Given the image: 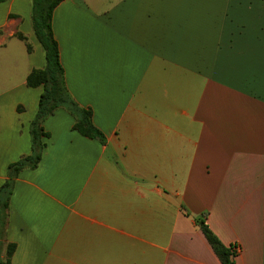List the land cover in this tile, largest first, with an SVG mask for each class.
<instances>
[{
  "label": "crops",
  "instance_id": "1",
  "mask_svg": "<svg viewBox=\"0 0 264 264\" xmlns=\"http://www.w3.org/2000/svg\"><path fill=\"white\" fill-rule=\"evenodd\" d=\"M31 8L0 2V185L42 92L26 84L44 66ZM51 24L105 143L63 107L44 119L0 258L13 243L11 264H222L204 220L239 244L233 264H264V0H61Z\"/></svg>",
  "mask_w": 264,
  "mask_h": 264
},
{
  "label": "trees",
  "instance_id": "2",
  "mask_svg": "<svg viewBox=\"0 0 264 264\" xmlns=\"http://www.w3.org/2000/svg\"><path fill=\"white\" fill-rule=\"evenodd\" d=\"M3 1L5 0H0V2ZM60 1L31 0L32 29L44 53V66L32 69L26 77V84L30 87L42 86V92L39 96L37 111L29 124L31 152L8 164L7 178L0 185V245L15 178L24 168H35L38 165L45 146L44 138L49 136V133L42 126V122L46 117L53 114L57 108L63 107L75 117L74 130L81 135L96 138L101 143H105L104 134L92 122L91 110L79 106L68 92L65 84L58 44L54 38L51 24L53 10ZM17 35L20 39L25 40L23 35ZM26 47L30 50L28 43H26ZM198 225L220 262L222 264H233L234 252L231 247L222 244L204 220H200ZM14 248L13 243L7 245L6 257L4 259L0 258V264H11V255Z\"/></svg>",
  "mask_w": 264,
  "mask_h": 264
},
{
  "label": "built area",
  "instance_id": "3",
  "mask_svg": "<svg viewBox=\"0 0 264 264\" xmlns=\"http://www.w3.org/2000/svg\"><path fill=\"white\" fill-rule=\"evenodd\" d=\"M230 247L232 251L234 252V254H237L240 251V246L237 243H233Z\"/></svg>",
  "mask_w": 264,
  "mask_h": 264
}]
</instances>
